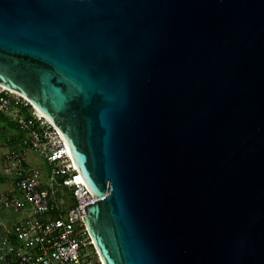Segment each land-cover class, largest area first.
Returning a JSON list of instances; mask_svg holds the SVG:
<instances>
[{
	"label": "water",
	"instance_id": "obj_1",
	"mask_svg": "<svg viewBox=\"0 0 264 264\" xmlns=\"http://www.w3.org/2000/svg\"><path fill=\"white\" fill-rule=\"evenodd\" d=\"M0 85L62 137L103 264H264V0H0Z\"/></svg>",
	"mask_w": 264,
	"mask_h": 264
},
{
	"label": "built area",
	"instance_id": "obj_2",
	"mask_svg": "<svg viewBox=\"0 0 264 264\" xmlns=\"http://www.w3.org/2000/svg\"><path fill=\"white\" fill-rule=\"evenodd\" d=\"M0 116L21 134L20 150L5 155L10 185L0 190V264H103L83 220L96 199L58 131L1 85ZM29 152L44 160L46 174L30 164ZM3 212L16 218L7 221Z\"/></svg>",
	"mask_w": 264,
	"mask_h": 264
},
{
	"label": "rangeland",
	"instance_id": "obj_3",
	"mask_svg": "<svg viewBox=\"0 0 264 264\" xmlns=\"http://www.w3.org/2000/svg\"><path fill=\"white\" fill-rule=\"evenodd\" d=\"M4 125L6 126V123ZM8 138L9 139L14 138L17 142H15L13 145L8 144L7 143ZM19 144H21V138H20V135L17 132V130L14 131V129L11 130L10 128H8L4 131L0 125V190H4L10 185V182L3 178V175H4L3 169L5 170V168H4L5 155L8 151L20 150V148L18 147ZM28 160H29L30 164L34 165L36 168L41 170L44 174L47 173L48 167H47L46 163L44 162V160L42 158L38 157V155H35L34 153L29 152L28 153ZM3 216L5 217V219L7 221L9 219H15L16 218V216L14 214L7 213V212H3ZM88 251H91V249H89Z\"/></svg>",
	"mask_w": 264,
	"mask_h": 264
},
{
	"label": "trees",
	"instance_id": "obj_4",
	"mask_svg": "<svg viewBox=\"0 0 264 264\" xmlns=\"http://www.w3.org/2000/svg\"><path fill=\"white\" fill-rule=\"evenodd\" d=\"M1 123L2 124L6 123L8 128H10L11 130L14 129V131L17 130V132L19 133L17 127L12 122H10L6 117L0 116V125H1ZM19 135H20V138H21V134L20 133H19ZM15 142H17V141L14 138H10V141H8V144L13 145Z\"/></svg>",
	"mask_w": 264,
	"mask_h": 264
},
{
	"label": "bare ground",
	"instance_id": "obj_5",
	"mask_svg": "<svg viewBox=\"0 0 264 264\" xmlns=\"http://www.w3.org/2000/svg\"><path fill=\"white\" fill-rule=\"evenodd\" d=\"M34 110L39 114V115H41V116H43L36 108H34ZM44 117V116H43ZM69 152V151H68ZM79 180L82 182V183H84L85 184V182H84V180L82 179V177L80 176V174H79Z\"/></svg>",
	"mask_w": 264,
	"mask_h": 264
},
{
	"label": "crops",
	"instance_id": "obj_6",
	"mask_svg": "<svg viewBox=\"0 0 264 264\" xmlns=\"http://www.w3.org/2000/svg\"><path fill=\"white\" fill-rule=\"evenodd\" d=\"M1 127H2V129L5 131L6 129H8V126H7V124H6V126L4 125V124H2L1 123ZM8 141H10V139L8 138V140H7V143H8ZM5 188V187H4Z\"/></svg>",
	"mask_w": 264,
	"mask_h": 264
}]
</instances>
